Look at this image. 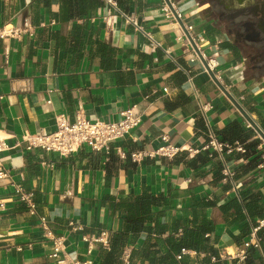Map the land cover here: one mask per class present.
Wrapping results in <instances>:
<instances>
[{
  "label": "crops",
  "instance_id": "1",
  "mask_svg": "<svg viewBox=\"0 0 264 264\" xmlns=\"http://www.w3.org/2000/svg\"><path fill=\"white\" fill-rule=\"evenodd\" d=\"M117 1L138 27L116 10L106 15L101 0H0V31L38 29L0 37V140L11 146L0 153L8 173L0 178V264H104L112 248L121 250L123 264H150L145 251L161 264L168 241L179 242L192 226L198 202L216 204L204 212L213 223L204 238L219 254L236 252L261 220L263 144L246 147L259 136L231 142L247 153L209 158L202 149L210 134L226 142L236 122L257 133L213 81L166 0ZM171 2L207 61L216 59L219 80L264 127V16L238 0ZM130 108L141 123L113 144L124 156L83 147L62 158L24 142L26 134L54 132L61 118L72 123L81 110L92 121L113 123ZM166 143L182 152L132 161L133 153ZM18 186L33 193L36 214L15 194ZM144 195L157 204L142 229L127 234L128 215L116 206ZM258 201L253 214L248 207ZM41 218L64 237L65 254L53 257ZM101 233L109 250L95 241ZM183 250L178 264L217 263L205 262L207 252ZM255 252L264 262V248Z\"/></svg>",
  "mask_w": 264,
  "mask_h": 264
},
{
  "label": "built area",
  "instance_id": "2",
  "mask_svg": "<svg viewBox=\"0 0 264 264\" xmlns=\"http://www.w3.org/2000/svg\"><path fill=\"white\" fill-rule=\"evenodd\" d=\"M101 1L105 4L106 15H109L110 10H116L125 18L126 22L135 24L138 27V23L134 18L129 17L122 12L117 0ZM171 14L173 15L172 12ZM172 15L171 17L175 18L174 15ZM188 30L191 31L192 28L190 27ZM37 31L38 29L36 27L25 30L20 27L6 26L0 31V37H20L23 34L33 36ZM150 37L153 38L152 35H150ZM208 63L218 76V73L215 70L217 65L216 59L210 58L208 59ZM140 123L141 117L136 115L135 108H130L121 112L119 120L113 123H107L100 120L92 121L85 112L81 110L76 112L75 120L72 123L68 122L65 118H61L58 120L57 128L54 132L47 133L42 131L37 134H26L24 136V142L27 144L28 150L41 149L47 153H57L62 158L71 157L83 147H90L94 151H106L108 154H111L112 152L117 153L118 151L122 154V150L120 148H115L113 144L125 140L130 132L138 127ZM259 138L262 140L263 144V139L260 136ZM164 140L168 142L167 137L164 138ZM260 148H264V146L262 145ZM9 149H11V146L0 140V153ZM202 150L207 153L209 158L218 157L220 160H223L226 155L247 153L243 144L237 143L235 145L229 142H222L215 134H210L208 136V140ZM188 151L191 154L200 152L193 149H189ZM181 152L182 149L180 147L166 143L156 152L144 151L133 153L131 158L135 164H138L145 158H156L158 156L173 159ZM122 155L124 156V153ZM228 174L229 173L227 172V175ZM5 177H8V173L5 172L2 166H0V178ZM15 194L18 196L19 200L30 209L32 214H36V202L32 192L27 191L22 186H18ZM41 223L48 239L54 245L55 255L53 257H59L60 253L65 254L64 237L59 235L51 227V224L46 218H41ZM168 232L169 231L166 230V233ZM262 232L264 233V218L252 224L247 240L241 247L236 249V252L225 250V253L219 254V259L230 262L231 264L245 263L246 260H248L251 250H259L262 248V239L260 238ZM95 241L101 243L105 250L110 249V241L105 233H101ZM185 251L186 250H183V252ZM210 257L212 262L218 261L216 256L210 255ZM178 258L181 259L182 257L178 256Z\"/></svg>",
  "mask_w": 264,
  "mask_h": 264
},
{
  "label": "trees",
  "instance_id": "3",
  "mask_svg": "<svg viewBox=\"0 0 264 264\" xmlns=\"http://www.w3.org/2000/svg\"><path fill=\"white\" fill-rule=\"evenodd\" d=\"M239 25V24H237ZM230 31L233 32L232 34L235 35L237 38H239L240 31L238 26H234L230 28ZM2 46V40L0 39V48ZM240 123L232 124L229 128H227L226 132V142H233L237 141V139H240L242 143H245V139L249 137H257V134H255L253 131H250L248 133H245L242 127L240 126ZM264 129V127H262ZM236 139V140H235ZM262 144V140L260 138L255 139V141L249 145L246 146L247 150L248 148H255L256 146H259ZM37 202V201H36ZM157 204V200L151 196V195H144L142 197H138L135 199L134 203H123L120 205H117L116 207L119 208V210L123 211L128 215L126 218L127 226L125 227V232L128 234L129 230H140L142 229V224L146 221L147 218H149V213L151 211V208ZM252 206L248 207V210L253 213V210L256 207H260L261 203L254 202L252 203ZM216 204L213 203H206V202H198L195 204L194 207V219L192 220L191 224L192 226H188L185 228L184 237L178 242H174L173 240H169L168 242L171 243V248L167 253L166 258L161 262V264H178L176 260V255L180 254L183 249L186 250H193L197 252H207L213 256H216L218 258V261L216 264H227V262H223L219 259V253L217 250H215L213 247H209L208 244L205 242V235L208 232L213 231V223L209 222L204 215V212L206 209L210 208L211 206H215ZM255 205V206H254ZM253 207V208H252ZM254 214V213H253ZM258 218L263 219L264 218V212L258 213ZM241 220L244 219V217L239 218ZM260 238L262 239V247L264 248V233L262 232L260 234ZM117 241L118 245H121V239ZM1 246V244H0ZM120 249L119 248H112L111 251L106 252L104 255L105 262L104 264H123V262L120 260ZM255 250H251L248 260L246 264H264L260 259L256 258ZM149 253L143 252V260H148L151 263L155 264L154 259L151 258ZM146 257V259H145ZM211 258L207 257L205 262H210ZM132 264V261L130 262Z\"/></svg>",
  "mask_w": 264,
  "mask_h": 264
},
{
  "label": "water",
  "instance_id": "4",
  "mask_svg": "<svg viewBox=\"0 0 264 264\" xmlns=\"http://www.w3.org/2000/svg\"><path fill=\"white\" fill-rule=\"evenodd\" d=\"M239 5L244 8H250L253 6L251 4L253 1L256 0H238ZM264 1V0H263ZM171 12L173 13L176 20L179 22L181 27L183 28L188 40L190 41L191 45L193 46L194 50L196 51L197 55L201 59L202 63L204 64L205 69L213 79V81L217 84L220 90L229 98V100L233 103V105L237 108L240 114L245 118L246 122L264 141V129L249 115V113L245 110L241 102L223 85V83L219 80V77L215 73V71L209 65L207 58L204 56L203 52L200 50L194 37L192 36L191 32L188 30L187 26L185 25L184 21L182 20L181 16L178 14L176 8L173 6L171 0H166ZM258 13V12H256ZM261 13V12H260ZM264 13V12H263Z\"/></svg>",
  "mask_w": 264,
  "mask_h": 264
},
{
  "label": "flooded vegetation",
  "instance_id": "5",
  "mask_svg": "<svg viewBox=\"0 0 264 264\" xmlns=\"http://www.w3.org/2000/svg\"><path fill=\"white\" fill-rule=\"evenodd\" d=\"M251 4H253L250 9H252L255 12H258L257 14L264 16V1L263 0H256L253 1ZM261 12V13H260Z\"/></svg>",
  "mask_w": 264,
  "mask_h": 264
},
{
  "label": "rangeland",
  "instance_id": "6",
  "mask_svg": "<svg viewBox=\"0 0 264 264\" xmlns=\"http://www.w3.org/2000/svg\"><path fill=\"white\" fill-rule=\"evenodd\" d=\"M263 146H264V142H263ZM262 151H263V153H264V148H263V150H262ZM230 252H233V251H230Z\"/></svg>",
  "mask_w": 264,
  "mask_h": 264
},
{
  "label": "bare ground",
  "instance_id": "7",
  "mask_svg": "<svg viewBox=\"0 0 264 264\" xmlns=\"http://www.w3.org/2000/svg\"><path fill=\"white\" fill-rule=\"evenodd\" d=\"M231 251V250H230Z\"/></svg>",
  "mask_w": 264,
  "mask_h": 264
}]
</instances>
